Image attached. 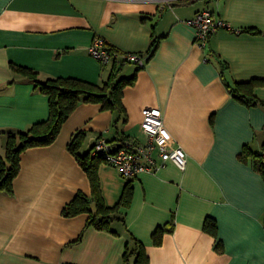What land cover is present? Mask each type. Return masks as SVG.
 <instances>
[{"label": "crops", "instance_id": "obj_1", "mask_svg": "<svg viewBox=\"0 0 264 264\" xmlns=\"http://www.w3.org/2000/svg\"><path fill=\"white\" fill-rule=\"evenodd\" d=\"M202 9L230 24L205 50L186 22ZM95 36L117 51L147 54L144 65L100 63L88 52ZM12 65L41 80L101 86L115 67L117 78L134 81L122 90V112L80 102L52 143L20 154L12 193H0V264H138L137 253L146 264H264V176L257 168L264 152V0H0V156L9 130L49 114L48 97ZM251 80L260 82L249 105L230 86ZM144 107L162 111L166 133L186 153L185 168L167 161L124 178L102 160L104 203L116 205L130 188V202L117 211L122 219L107 230L88 225L87 212L64 215L78 192H92L68 149L72 136L85 133L81 154L100 137L144 144ZM158 227L166 231L155 244Z\"/></svg>", "mask_w": 264, "mask_h": 264}, {"label": "trees", "instance_id": "obj_2", "mask_svg": "<svg viewBox=\"0 0 264 264\" xmlns=\"http://www.w3.org/2000/svg\"><path fill=\"white\" fill-rule=\"evenodd\" d=\"M156 43L152 42L148 53H153ZM210 53V52H209ZM16 74L31 80L35 87L48 97L49 114L47 119L33 123L26 130H9L5 142V155L0 156V193L11 194L13 187L12 181L19 171L20 154L28 147L44 146L52 143L64 121L80 102H97L103 108L116 109L123 111L121 104L122 90L125 86L134 81V76L127 78H117L114 72L115 67L104 82L96 85L87 81L73 77H49L41 80L35 70L26 66L12 65ZM259 80L236 83L230 86L232 94L241 101L252 105L256 103L253 96V87L259 83ZM85 133L77 131L68 143V149L76 156L79 164L86 171L90 181L92 192L86 195L78 192L75 197L63 208L66 216L76 215L87 212L88 225H94L98 229L112 230L111 223L122 219L117 214L118 208L128 205L130 202V188L126 187L122 193L120 201L114 206H107L99 190V179L97 175V166L102 161L100 155H92V147L84 154L79 152ZM124 141V140H122ZM257 168L264 176V166L262 164L261 154L257 155ZM205 228L215 233L214 222L207 219ZM166 231L165 227H158L154 230L152 236L155 244H160L162 233ZM138 254V264H146V257L142 253ZM124 264H127L125 258Z\"/></svg>", "mask_w": 264, "mask_h": 264}, {"label": "built area", "instance_id": "obj_3", "mask_svg": "<svg viewBox=\"0 0 264 264\" xmlns=\"http://www.w3.org/2000/svg\"><path fill=\"white\" fill-rule=\"evenodd\" d=\"M195 29V44L202 49L208 48L210 36L220 27L230 28V24L214 15L209 9H202L186 21ZM89 54L102 64L116 61L118 64L133 63L142 67L147 54L120 52L112 48L101 36H95L88 46ZM208 53L204 60H208ZM141 128L147 136L144 144L130 140L119 144L110 143L104 138L94 142L92 155H100L102 160L119 171L124 178H132L140 172L164 165L167 161L173 162L180 169L186 165V153L183 148L173 143L166 133L163 113L157 107H144L141 110ZM161 160L156 163L154 156ZM264 166V152H262Z\"/></svg>", "mask_w": 264, "mask_h": 264}]
</instances>
